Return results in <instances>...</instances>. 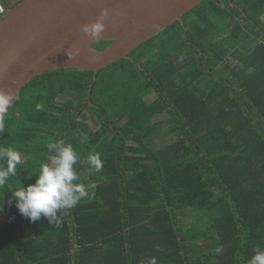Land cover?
Listing matches in <instances>:
<instances>
[{"label": "trees", "instance_id": "16d2710c", "mask_svg": "<svg viewBox=\"0 0 264 264\" xmlns=\"http://www.w3.org/2000/svg\"><path fill=\"white\" fill-rule=\"evenodd\" d=\"M184 21L186 35L176 22L136 63L99 72L91 103L92 72L50 71L23 89L0 134L22 156L0 188V264H248L264 248V0H207ZM58 140L79 154L89 196L58 226L30 222L9 201Z\"/></svg>", "mask_w": 264, "mask_h": 264}, {"label": "water", "instance_id": "95a60500", "mask_svg": "<svg viewBox=\"0 0 264 264\" xmlns=\"http://www.w3.org/2000/svg\"><path fill=\"white\" fill-rule=\"evenodd\" d=\"M205 1L23 0L15 6L5 3L6 15L0 21V92L13 95L11 109L34 78L55 70H77L94 73L88 96L91 103L99 72L123 59L136 63L131 57L133 51L176 22L182 24L186 35L184 17ZM102 10H107L102 21L105 30L93 40L81 31V26L94 23ZM100 42L112 43L99 50L94 45ZM73 45L79 54L70 59L68 53Z\"/></svg>", "mask_w": 264, "mask_h": 264}, {"label": "clouds", "instance_id": "9594fccd", "mask_svg": "<svg viewBox=\"0 0 264 264\" xmlns=\"http://www.w3.org/2000/svg\"><path fill=\"white\" fill-rule=\"evenodd\" d=\"M107 15V10H102L101 15L91 24L81 26V31L95 40L100 37L105 30L102 21ZM79 54V49L74 45L68 53L70 59ZM14 97L11 93L0 92V134L5 132V121L9 108L12 106ZM37 111L43 109L42 104L36 105ZM49 151H55L48 162L41 163L39 174L36 175L34 184L26 188L21 187L12 194V201L19 214L30 220L37 222L41 217H46L50 224H60L58 213L75 207L82 199L89 196L88 187L82 183H76L79 176L74 170L80 160L79 154L70 143L58 140L48 145ZM22 163V156L18 150L12 146H0V188H3L10 179L16 177L17 167ZM87 164L95 171L99 172L103 166L100 154L91 153L88 156ZM89 187H95L90 185ZM0 206V212H3ZM220 248L216 249L219 253ZM254 255L248 264H264V248L259 246L253 249ZM154 264V261L152 262Z\"/></svg>", "mask_w": 264, "mask_h": 264}, {"label": "built area", "instance_id": "2783aa9c", "mask_svg": "<svg viewBox=\"0 0 264 264\" xmlns=\"http://www.w3.org/2000/svg\"><path fill=\"white\" fill-rule=\"evenodd\" d=\"M6 15V5L3 0H0V21L4 19Z\"/></svg>", "mask_w": 264, "mask_h": 264}, {"label": "rangeland", "instance_id": "374dc122", "mask_svg": "<svg viewBox=\"0 0 264 264\" xmlns=\"http://www.w3.org/2000/svg\"><path fill=\"white\" fill-rule=\"evenodd\" d=\"M11 6H13V5H15V2L17 1V0H6ZM167 118V116H165V119ZM161 119H164V116H161V117H159V118H157L156 120H161ZM157 140V139H156ZM198 226L199 227H203V225H202V223H198Z\"/></svg>", "mask_w": 264, "mask_h": 264}, {"label": "crops", "instance_id": "0c3cea01", "mask_svg": "<svg viewBox=\"0 0 264 264\" xmlns=\"http://www.w3.org/2000/svg\"><path fill=\"white\" fill-rule=\"evenodd\" d=\"M19 0H17L16 2H15V5L17 4V2H18ZM9 4V3H8ZM10 5V4H9ZM15 5H13V6H15ZM11 6V5H10ZM78 181H80V179H78Z\"/></svg>", "mask_w": 264, "mask_h": 264}, {"label": "flooded vegetation", "instance_id": "af4514ba", "mask_svg": "<svg viewBox=\"0 0 264 264\" xmlns=\"http://www.w3.org/2000/svg\"><path fill=\"white\" fill-rule=\"evenodd\" d=\"M7 4H8V2H7Z\"/></svg>", "mask_w": 264, "mask_h": 264}]
</instances>
